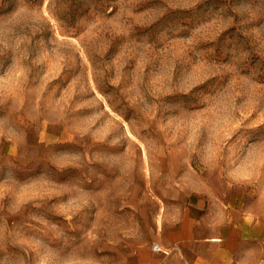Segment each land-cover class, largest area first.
I'll return each instance as SVG.
<instances>
[{"label":"rangeland","instance_id":"374dc122","mask_svg":"<svg viewBox=\"0 0 264 264\" xmlns=\"http://www.w3.org/2000/svg\"><path fill=\"white\" fill-rule=\"evenodd\" d=\"M199 227L264 264V0H0V264H175Z\"/></svg>","mask_w":264,"mask_h":264},{"label":"crops","instance_id":"0c3cea01","mask_svg":"<svg viewBox=\"0 0 264 264\" xmlns=\"http://www.w3.org/2000/svg\"><path fill=\"white\" fill-rule=\"evenodd\" d=\"M220 226L222 225V223H219ZM194 240H189L188 243L186 244L185 247L181 248L179 251H177V253H174L173 256H175L174 261L175 264L177 263V261L179 260V255H186L188 256V260L184 259V263H180V264H220V262L218 261V256L220 255V250H218V248H221V244L223 242L224 236L222 235V233L219 234H215L213 237L211 238H206L205 236H203V231L202 229L199 227V229H197L194 232ZM207 241L206 244L203 243H197L196 241ZM158 245L160 248V251H155L154 249H152V253L154 255L157 256H169L170 255V251L167 250L166 246H162L159 244H155ZM154 247V246H153ZM182 249L184 251H182Z\"/></svg>","mask_w":264,"mask_h":264},{"label":"built area","instance_id":"2783aa9c","mask_svg":"<svg viewBox=\"0 0 264 264\" xmlns=\"http://www.w3.org/2000/svg\"><path fill=\"white\" fill-rule=\"evenodd\" d=\"M154 250H155V251H160V248H159V246H158V245H156V246L154 247Z\"/></svg>","mask_w":264,"mask_h":264}]
</instances>
